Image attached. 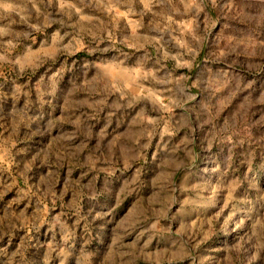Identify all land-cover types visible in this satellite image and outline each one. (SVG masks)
Returning <instances> with one entry per match:
<instances>
[{"label":"rangeland","instance_id":"obj_1","mask_svg":"<svg viewBox=\"0 0 264 264\" xmlns=\"http://www.w3.org/2000/svg\"><path fill=\"white\" fill-rule=\"evenodd\" d=\"M0 264H264V0H0Z\"/></svg>","mask_w":264,"mask_h":264}]
</instances>
